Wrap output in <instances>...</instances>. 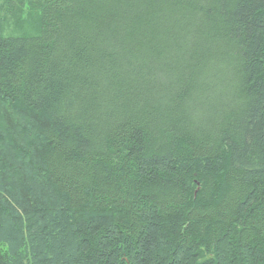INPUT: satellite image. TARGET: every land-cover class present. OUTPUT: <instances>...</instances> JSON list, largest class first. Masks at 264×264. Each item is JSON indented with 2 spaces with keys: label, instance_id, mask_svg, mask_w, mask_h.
<instances>
[{
  "label": "trees",
  "instance_id": "1",
  "mask_svg": "<svg viewBox=\"0 0 264 264\" xmlns=\"http://www.w3.org/2000/svg\"><path fill=\"white\" fill-rule=\"evenodd\" d=\"M1 2L0 264H264V0Z\"/></svg>",
  "mask_w": 264,
  "mask_h": 264
},
{
  "label": "rangeland",
  "instance_id": "2",
  "mask_svg": "<svg viewBox=\"0 0 264 264\" xmlns=\"http://www.w3.org/2000/svg\"><path fill=\"white\" fill-rule=\"evenodd\" d=\"M0 4H2L1 0H0ZM17 4V2H16ZM23 14L21 15V18H19L18 20H9V17L13 18V16H15V14H8V19L5 20V23H4V27L7 29V33L9 34H13L15 33V29L22 26L24 23H25V19H27L28 17V10L23 8Z\"/></svg>",
  "mask_w": 264,
  "mask_h": 264
}]
</instances>
